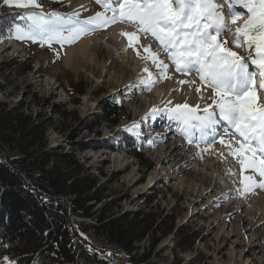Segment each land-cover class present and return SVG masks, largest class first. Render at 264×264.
Returning <instances> with one entry per match:
<instances>
[{"label":"rangeland","instance_id":"1","mask_svg":"<svg viewBox=\"0 0 264 264\" xmlns=\"http://www.w3.org/2000/svg\"><path fill=\"white\" fill-rule=\"evenodd\" d=\"M218 1L220 0H217V3ZM42 3L46 12L61 13H71L74 9L85 5L87 11L81 13L82 18L103 10L96 0H70V2L64 0L63 3L60 0H42ZM236 4L240 17L236 23L230 22L226 28V35L221 36L220 39L227 40L226 47L239 56L247 57L249 52L255 56L254 47L249 49L246 45H242L238 48L234 44L232 33L247 19V10L239 6V0ZM11 11L25 13L33 9L5 6L4 0H0V14ZM222 11L225 12L224 9ZM109 28L89 33L74 44L63 47L55 43L52 46H41L39 43L17 40L10 37L5 29L8 37L6 36L0 43V72L8 73L12 84H6L5 89H0V99L11 104L22 102L24 107L31 109L35 114L42 113L53 117L56 127L49 132V142L53 148L68 150L80 140L87 142L89 148L79 152V157L86 166L93 168L96 174L99 173L97 169L102 167L104 174L99 173L100 181L107 186L106 194L118 199L116 212L123 214L145 209L155 211L165 223V227L170 226L172 220L174 221V231L162 238L157 248L153 250L151 258L156 264H264V239H260L262 236L260 237L259 227L253 232L244 233V229L240 227L235 217V204L227 203V196L221 198L215 192L212 198L193 200L196 199L194 190L196 183L201 180V175L195 171L192 164L185 163L182 170L164 166L169 173H174L176 178L161 179L147 185L150 179L156 176L155 169L159 166L157 154L161 142L160 136L150 129H153L157 122L165 123L167 129L169 124L166 114L157 117L154 121L151 119L145 121L143 118L153 107L165 109L180 104L177 93L180 94L181 87L184 86L189 87L188 91L194 99V102L191 101L192 104H186L193 108L199 106L202 110L211 103L210 90L203 89L198 75L190 73L185 77L181 73L172 72L170 66L167 73L160 76L158 69L150 60H145L144 69L147 68L152 73L151 79L154 83L150 87L141 86L139 85L141 79L147 80L148 73L143 71L141 76L127 80L128 76L126 77L122 72L119 58L114 60L109 58L107 49L103 45L94 49L93 43L91 44L92 52H96L94 56L91 53L86 57L81 53L76 55L81 41L106 35ZM139 43L141 44L140 40ZM152 43L158 48L155 42ZM156 50L159 52V49ZM137 51L138 48L135 52ZM166 57L164 53L159 55L161 60L168 63ZM248 63L249 71L256 73L255 82L259 81V73L255 66L250 61ZM180 80H195L196 83L181 84ZM72 83H78L76 87L86 88V93L83 95L74 93ZM162 84L171 87L175 98L151 101V106L148 108L138 109L134 102L146 98L151 90ZM197 86L202 88L199 93L195 91ZM255 91L259 106L262 90L256 87ZM108 95L115 98L123 107L119 121L115 125L108 122L101 123L91 132L85 128V125L98 117L100 99ZM186 101L190 102L189 99ZM57 105L60 107L58 108L60 113L54 110ZM133 122L139 124L141 128L134 129ZM220 131L223 135V125L220 126ZM127 137H129L128 141L136 142L135 148L127 143ZM224 139L233 140V136L229 133ZM236 139H239L238 134ZM222 146L225 150L224 145ZM243 175H252L251 170L245 169ZM254 179L258 181V175L254 176ZM204 183L209 184L208 181ZM254 189L260 188L250 189L243 194L249 195ZM260 190L264 192V189ZM150 200L153 202L147 206ZM243 234L245 235L242 236ZM84 237L87 235L84 234ZM157 237L159 233L156 234ZM97 241L108 250L105 257L108 259L111 257L117 264H127L122 250L110 247L101 240ZM148 245V238L140 242L138 253ZM232 246H236L234 252L237 255L234 259L231 257ZM261 248H263L262 253Z\"/></svg>","mask_w":264,"mask_h":264},{"label":"snow or ice","instance_id":"2","mask_svg":"<svg viewBox=\"0 0 264 264\" xmlns=\"http://www.w3.org/2000/svg\"><path fill=\"white\" fill-rule=\"evenodd\" d=\"M236 2L220 0L221 4H227L232 23H236L240 15L233 12ZM96 3L103 10L82 18L81 13L87 11L85 5L71 13H61L46 12L42 0H4L5 6L33 11L24 13L23 25L0 20V31L6 29L10 37L17 40L41 46L55 43L63 47L112 25L122 24L134 29L122 30L120 35L127 38L128 47L143 48L146 55L142 58L156 66L158 75L164 76L169 69V63L159 58L162 52L176 72L198 75L203 89L210 90L211 103L202 110L188 104L165 109L153 107L143 119L154 121L166 114L181 122V134L197 148L201 143L210 147L218 141L224 145L227 155L236 158L241 172L251 170L252 175H245L241 180L243 189L240 191L264 189V0H239V6L247 10V19L232 34L236 47H254L255 56L249 52L247 57L237 55L226 47L227 40L220 39L226 35V24L217 0H96ZM141 36L155 42L159 52L153 51L150 44H140ZM136 54L139 56L140 52ZM248 61L259 73L258 85L256 73L249 71ZM144 71L148 73V79H142L141 83L150 87L154 83L152 73L147 68ZM186 82L196 83L195 80L179 81L181 84ZM201 86L195 91L201 92ZM256 87L262 90L259 106ZM221 125L223 135L220 134ZM132 127L141 128L135 122ZM229 133L233 140L225 141L224 136ZM237 134L239 139H236ZM220 155L224 156L225 151L222 150ZM228 174L235 175L231 170ZM256 175L258 181L254 179Z\"/></svg>","mask_w":264,"mask_h":264},{"label":"trees","instance_id":"3","mask_svg":"<svg viewBox=\"0 0 264 264\" xmlns=\"http://www.w3.org/2000/svg\"><path fill=\"white\" fill-rule=\"evenodd\" d=\"M0 20L23 25L24 12L3 13ZM6 36L0 31V43ZM6 84H12L10 76L0 72V89ZM72 85L78 95L87 91ZM99 103L98 117L85 125L91 132L104 122L117 124L123 110L110 95ZM55 127L53 117L0 99V264H114L97 240L122 250L127 264H156L153 250L174 231V221L165 227L155 211L145 209L116 212L118 199L100 181L102 167L96 174L79 157L88 143L53 148L49 132ZM146 238L148 247L138 253Z\"/></svg>","mask_w":264,"mask_h":264},{"label":"bare ground","instance_id":"4","mask_svg":"<svg viewBox=\"0 0 264 264\" xmlns=\"http://www.w3.org/2000/svg\"><path fill=\"white\" fill-rule=\"evenodd\" d=\"M218 3L222 5L220 1H218ZM122 30L135 31L126 25H112L110 26L109 32L106 35H101L95 38H90L89 40L81 41L77 47L76 55L81 53V55L83 54L86 57L90 56L91 53L92 56H94L95 51L92 52L91 44L93 43L92 45L95 47L94 49L98 48L100 45H103L107 49L109 58L112 60L119 58L122 72L126 74V77L128 76L127 80H131L136 76H141L145 67V60H143L142 56L146 54L144 53L143 48H138L141 54L138 56L136 54L137 52H135V50L133 51L132 47H128L127 38L120 35ZM139 40L141 44H150L152 50L157 51L156 49L158 48L154 46L151 40L145 39L143 36H141ZM161 53H159V55H161ZM69 54L71 53L69 52ZM91 58L94 59L93 57ZM165 60L168 61L169 66L171 67L170 70L172 72H176L174 67L171 65V62L168 60V57H166ZM186 76L187 75H185V77ZM139 85L145 86L146 84L139 83ZM181 88L182 91L180 94L177 93V96L180 98L179 103L192 104L194 99H192L188 91L189 87L184 86ZM174 98V94L171 92V87L162 84L157 86L154 90H151L146 98L134 103L136 106H138V109H142L143 107L148 108L151 106V101H161ZM187 99H189L190 102L186 101ZM167 119L169 124L168 129L164 126L165 123L163 124L158 122L156 123L157 125L153 127V129H150L155 134L160 136L161 140H159L161 142L159 144L157 154L159 166H157L155 169L156 176H153L147 185L149 186L150 184L160 181L161 179L173 180L176 178V175L174 173H169L164 166H168L169 169L176 168L175 170H182V167L185 165V163L192 164L195 168V171L201 175V180L197 182L198 184L196 183V188L194 190L196 192V197L194 198L196 199L193 200L208 199L211 196H215V192L216 195L218 194L221 198L222 196H227V203L235 204V217L240 227L244 229V233L253 232L255 229H257V227H259L261 234L260 237L262 236L260 239H264V192L260 189H254L249 195H244L240 191L243 189L241 180H243L244 175L243 172H241L240 165L235 157L227 155V152L223 149V146L218 141L212 144L210 147L204 143H201L199 148H197L195 144L190 145L185 136L181 134V128L183 127L182 123L169 117ZM193 134L196 136L199 135L198 133ZM205 148L207 149L206 151H201ZM222 150L225 151L224 156L220 155ZM229 170L235 173V175H229ZM203 180L204 182L208 181L209 184L206 185ZM234 235H236V232ZM244 235L245 234L242 236ZM235 248L236 246H232L231 257L233 259L235 255H237L236 252H234L236 251ZM260 252H263V248H261Z\"/></svg>","mask_w":264,"mask_h":264},{"label":"built area","instance_id":"5","mask_svg":"<svg viewBox=\"0 0 264 264\" xmlns=\"http://www.w3.org/2000/svg\"><path fill=\"white\" fill-rule=\"evenodd\" d=\"M109 260H112V262H113L114 264H117V263L115 262V260L112 259L111 257H109Z\"/></svg>","mask_w":264,"mask_h":264}]
</instances>
